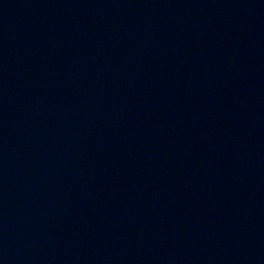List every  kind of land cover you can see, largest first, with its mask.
I'll return each instance as SVG.
<instances>
[{
  "label": "water",
  "instance_id": "1",
  "mask_svg": "<svg viewBox=\"0 0 264 264\" xmlns=\"http://www.w3.org/2000/svg\"><path fill=\"white\" fill-rule=\"evenodd\" d=\"M0 264H264V0H0Z\"/></svg>",
  "mask_w": 264,
  "mask_h": 264
}]
</instances>
